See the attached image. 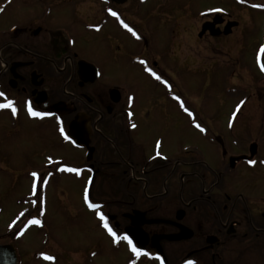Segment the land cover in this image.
Listing matches in <instances>:
<instances>
[{
  "label": "flooded vegetation",
  "instance_id": "af4514ba",
  "mask_svg": "<svg viewBox=\"0 0 264 264\" xmlns=\"http://www.w3.org/2000/svg\"><path fill=\"white\" fill-rule=\"evenodd\" d=\"M219 1H215L219 7L195 8V0H187V3L185 0H128L124 5L113 0H19L18 7L27 6L28 2L32 4L28 6L32 14L8 35L7 32L0 33V38L17 33L15 41L0 43V92L15 102L17 111L13 115L10 110L3 109L0 116L8 118L10 126L17 129L27 122L32 135L52 128L50 141L56 143V139H59V142H43L42 150L67 151L71 146L84 153L87 162L88 150L76 146L68 138L71 123L80 117L81 127L89 132L90 147L95 149V154L91 164L85 163L75 173L81 176L79 179L83 172H89L91 176L96 173L97 176L101 172L100 166L106 164L119 166L126 163L127 168H132L133 153H137L135 107L138 98L134 99L133 92L129 96L123 87L110 85L103 65L93 62L96 61L94 57L99 56L97 41L105 38L100 35L107 29L114 28L118 32L115 33L117 37L113 35L111 38L116 46L107 58L108 62L111 60L115 66L124 64L128 59L138 85L151 87V94L154 91L155 97L160 92L162 96L171 98L172 109L167 115H176L178 127L184 124L200 137L199 141L186 145L183 126V131L178 133L179 141L175 142V157L161 152V139L155 141L154 146L158 148L151 159L146 160L144 152L139 158L136 154L139 167L142 166V158L145 161L141 169L145 179L137 180L146 182L151 195L142 196L137 207L138 198L132 197L130 209L128 207L125 212L114 215L117 216L115 222L108 220L110 214L104 210L105 203L93 199V189L81 195L101 205L99 212L122 236L126 235L125 229L132 226L131 215L135 211L144 213L147 220L170 222L144 225L143 230L150 240L157 235L175 236L182 233V236H190V239L178 242H161L168 264H188L189 261L193 264H264V193L256 190L258 185L264 186V120L258 140L244 141L237 132L238 123L244 115L249 117L247 113L251 111V101L256 98L264 100V71L259 66L262 45L258 46L253 56L247 58V54L252 52V49L248 51V42L253 41L250 37L252 33L250 29L242 30V23L233 16L231 7ZM169 2L180 5L179 10L173 12L172 9L170 14H165ZM237 3L241 5L239 0ZM124 8L130 9V14ZM67 10L71 12L70 20L65 17L66 23L57 24L55 17L65 16ZM249 10L255 12L251 7ZM111 12L117 13V16L114 17ZM135 14H140V21H137ZM158 22L165 29L163 39L156 32ZM231 23L236 25L226 34ZM233 37L235 46L232 45ZM159 40L165 45L160 51L156 49ZM202 42L207 43L205 50L201 49ZM135 43L138 47L131 51ZM228 45L234 48L235 57L234 61L228 63L213 60L204 64L200 61V54L196 55L201 50L215 55L216 52H223L222 49ZM237 53H240V57ZM255 54L256 60L250 63ZM121 58L123 62H119ZM81 62L89 66L85 65L82 70ZM201 72L208 73L213 79L214 90L224 87L222 92L227 95L230 86H236L233 84L238 82L237 86H243L244 94L240 96V110L228 116L213 117V126H200L204 131L196 125L199 124V114L206 110L190 105L186 109L173 98V95L183 96L185 81L195 78L200 81ZM151 73L160 79L157 80ZM222 75L226 78L218 80L217 77ZM114 90L119 92L118 102L112 99ZM42 93L46 96V102L38 105L36 99ZM3 102L4 98L0 97V103ZM29 103L34 111L46 115L43 118L31 116ZM211 112L217 115L215 111ZM121 117L125 127L119 129L117 123ZM245 121H242L244 127L250 130V123ZM120 141H128L126 144L132 149L130 155L120 149ZM32 145V148L22 145L21 150L29 161L40 160V165L45 167L42 176L57 179L69 174L70 171L61 170L73 167L65 161L70 160L68 156H56L53 151L49 155L39 154L38 150L41 149L35 143ZM253 145L257 146V151L250 159ZM202 146L203 149L210 146V150H213L209 163L203 157ZM252 161H255L254 165L250 163ZM135 169L140 170L137 166ZM70 174L72 176V172ZM126 174L124 169L121 175ZM90 213L104 236L105 228L97 211ZM45 217L43 214L39 220L46 223ZM117 222L120 225L118 229L115 226ZM210 238L211 241L208 240ZM0 245H14L22 264L24 252L19 251L16 242H0ZM145 251L151 258H137L131 250L130 257L139 264H164L156 259L157 250L151 242Z\"/></svg>",
  "mask_w": 264,
  "mask_h": 264
},
{
  "label": "rangeland",
  "instance_id": "374dc122",
  "mask_svg": "<svg viewBox=\"0 0 264 264\" xmlns=\"http://www.w3.org/2000/svg\"><path fill=\"white\" fill-rule=\"evenodd\" d=\"M215 1L219 0H195V8L219 7V3ZM18 2L19 0H12L11 3L13 5L8 8L3 6V0H0V9H3L1 11L3 14L0 18V33L10 32L11 28L16 27L18 24L22 25L25 19L29 17V14H32L28 9V6L32 4L28 2L27 6L18 7ZM219 2L231 7L233 16L242 23V30L248 31L250 29L252 33L250 37L253 38V41L250 40L248 42V51L252 49V52L247 54V58H250L254 55L258 46L263 44L264 40V7H253V5L264 6V0H244L241 5H237V0L229 2L220 0ZM74 3L77 2L74 1ZM185 3H187V0H185ZM179 7L180 5H173L169 2L166 4V11L164 12L165 14H170L172 9L173 12H176ZM247 7L249 9L250 7L253 8L255 12L250 11ZM124 9L128 11L127 8ZM65 13V16L62 14L55 17L57 24L66 23V18L68 21L70 20L71 12L67 10ZM128 13L130 14V9ZM139 16L140 14H137L136 18L138 19ZM140 20L138 19L137 21ZM164 31V27L158 22L156 32L162 36ZM115 33L118 34L114 28H110L100 35V37L105 38L97 41L99 47L97 53L99 56L96 55L94 57L99 63L93 62L103 65L102 67L106 71L105 77L110 85L114 84L115 86L123 87L127 90V93L129 92V96L133 92L134 99L138 98V103L135 107L138 129L135 136L137 153L132 152L134 157H132L133 160L130 163L132 168L129 166L127 168L126 163L119 166L106 164L100 166L101 172L95 177L93 199L103 201L105 203V212L113 216L119 215L122 211L125 212L130 206L129 202L132 197L136 196L138 198L135 206L137 207L142 196L146 197L145 194L151 195L150 190L145 186L146 182H138L137 180L145 179L141 173L145 161L142 158V166L139 167L136 154L139 158L144 152L146 160L151 159L158 148L154 146L155 141L161 139L163 142L161 152L172 154L175 157V142L179 141L178 136L180 135L178 133L183 131L182 128L184 126V124H181L178 127L176 115H167L172 109L171 98L168 99L162 96L160 92L155 97L154 91L151 94V87L138 85L134 71L128 64V59L124 64L120 63L115 66L113 63L111 64V60L108 62L107 58H109L111 51L116 46L113 39H111ZM16 36L17 33L13 32L10 37L0 38V43L15 41ZM115 36L117 37V35ZM118 36L121 37V35ZM163 38V36L160 37V39ZM232 40V45L235 46L233 44L234 37ZM206 44L202 42L200 44L201 49L205 50ZM139 46L142 47V45ZM164 46L163 42L159 40V46L156 49L160 51ZM136 47L138 45L135 43L130 50L134 51ZM229 47L222 49L223 52H216L215 55L205 53L208 51L202 50L196 55L200 54V61L204 64H208V62L213 60L219 63H223V61L228 63L235 59L234 48ZM239 54L237 53V55ZM255 60L256 54L250 60V63ZM123 61L122 58L121 60L119 59V62ZM200 78V81L198 78L193 81H185L183 96L177 97V95H173V98L186 109L190 105L195 108L200 106V109L206 110V112L198 113V123L201 127L209 128L215 124L213 117L218 115L228 116L230 113L234 114L235 111L241 109V106L238 108V104L242 100L240 96H244V94L243 86H237L238 82L233 84L236 86H230L226 95L222 92L224 87H219L217 90L212 88L213 79L208 73L202 74L201 72ZM225 78V75L217 77L218 80ZM251 103L249 109L251 111L247 113L249 117L244 115L243 118L246 120L245 123L247 121L250 123L251 132L246 130V126L244 127L243 119L238 123L237 128L241 138L244 141L247 140V142L258 140L260 132L263 131L261 125L264 120L262 117L264 115V100H257L256 98ZM222 104L223 107H221ZM210 109L215 111L217 115H213ZM252 113H255V115L252 116ZM123 121L124 119L121 117L117 123L119 129L125 127ZM28 125L30 124L24 122V127L17 129L16 126H10L8 118L0 116V242L3 244H11L12 241L16 242L19 251L24 252L22 264H129L131 261L129 247L123 242L116 245L106 235L103 236L99 228L96 227L93 220L94 215L90 213L89 208L83 203V196L81 195H85V191L90 188L91 176L89 172H83L82 178L79 179L81 176L75 173L81 166H85V163L88 164L84 159V153L79 152L77 149H72L71 146L67 148V151L52 150L56 156H68L70 160L65 161L71 163L72 169L77 171L72 172V176L71 172H69L67 176L57 179H49L46 175L42 176L41 172L45 171L44 165H40V160L29 161L26 159L23 156L25 154L21 147L24 145L32 148V143H35L41 149L38 150L39 154L42 152L49 155L52 151L50 152L49 149L42 150V145L43 142L55 143L50 141L52 128L49 131L44 130L32 135V131L29 132ZM121 134H123V139L126 138L124 132ZM184 137V142L188 146L200 140V137L192 133V130H189L186 126H184ZM57 142H59V139H56ZM122 142L120 141L118 144L120 149L124 153L127 152L128 154L129 152L130 155L132 149L126 144L128 141L126 143ZM51 146L54 147V145ZM207 147L208 149H203L204 147L202 146L201 150L205 153L203 157L209 163L213 158V150H210V146ZM135 166L140 170H136ZM124 169L127 171L126 176L121 175ZM33 173H37L40 180L46 181V183H39L37 178L32 175ZM34 185L37 186L35 191ZM256 190H261V193H264V186L258 185ZM43 214L46 216V223L40 221L41 225L29 224L32 218L36 217L39 219ZM115 217L117 220V216ZM37 253L47 254V256L53 257V260L56 261L54 263H45L39 259V256H34ZM132 264H135L133 259Z\"/></svg>",
  "mask_w": 264,
  "mask_h": 264
},
{
  "label": "water",
  "instance_id": "95a60500",
  "mask_svg": "<svg viewBox=\"0 0 264 264\" xmlns=\"http://www.w3.org/2000/svg\"><path fill=\"white\" fill-rule=\"evenodd\" d=\"M117 2L118 4H124L128 0H113ZM236 23H231L227 27L226 34H228L233 26H235ZM39 31H37L38 33ZM262 62H264V55ZM89 64L85 62H81L80 68L83 70L84 66ZM41 84V83H40ZM119 92L113 91L112 92V99L114 102L119 101ZM46 102V96L44 93L40 94L39 97L36 99V104L41 105ZM80 123V117H76L75 120L71 123L70 129H69V137L70 139L74 140L78 146L86 147L88 149L89 155H88V162L93 161V156L95 153V149L90 147V135L88 131H84V129L81 127ZM257 146L253 145L250 149L251 156L249 157L254 158L256 155ZM242 158H240L241 160ZM132 226L126 228L125 232L128 236H130L134 243L139 247L142 251L146 249V246L150 242L149 236L144 232L143 226L148 224H169V221H163V220H147L144 213L135 211L132 215ZM144 218V219H143ZM110 219L112 221L116 220L115 216H110ZM117 228L119 225L116 226ZM190 236H182V233L180 235H172V236H154L151 239L152 246L158 250L159 257L163 259L165 263H168L166 257L164 256L162 247L160 243L163 240H167L169 242H178L183 239H190ZM211 239V238H210ZM209 240V239H208ZM0 264H19V259L17 256V252L13 246H0Z\"/></svg>",
  "mask_w": 264,
  "mask_h": 264
},
{
  "label": "snow or ice",
  "instance_id": "6c2138e0",
  "mask_svg": "<svg viewBox=\"0 0 264 264\" xmlns=\"http://www.w3.org/2000/svg\"><path fill=\"white\" fill-rule=\"evenodd\" d=\"M10 2V0H9ZM241 3L244 2V0H240ZM253 7H264L262 5H253ZM3 9H0V11H2ZM111 15H113L114 17L117 16V13L115 12H111ZM118 18V17H117ZM124 27L125 28H128V25L127 24H124ZM129 31H132L131 28H128ZM135 35V33H133ZM261 54L264 55V48L261 49ZM141 63H144V61H141ZM260 69L261 71H264V62L260 63ZM149 71L151 72V70L149 69ZM153 76H155V78L157 80L160 79L159 76H156L155 73H151ZM0 97L4 98V101L3 103H0V110H3V109H8L12 112L13 115L16 114V107H15V102L12 101V100H9L5 94L3 92H0ZM28 111H29V114L33 117H39V118H43L46 114L45 113H40V112H37V111H34L31 107V104L29 103L28 105ZM191 115V113H189ZM133 128L136 127L135 124L132 125ZM197 128H200L201 131H204L203 128L200 127L199 124L196 125ZM61 132L63 133V129L61 128ZM65 139H67V136H65ZM252 163L253 165L255 164V161H252L250 162ZM62 171L64 170H67V171H70V172H76L77 170L76 169H61ZM34 177L37 178V180L39 181V183H46V181H43V180H40V178L38 177V174L37 173H33L32 174ZM36 185H34V191L36 189ZM87 199V197H86ZM35 203V202H34ZM89 208L93 209L94 211H97V215L99 217V219L103 222V227L107 230V232L109 233L110 236H112L113 240L117 243H119L121 240L125 241L127 243V245L129 246L131 252L135 255V257L137 258H140V257H150V254L147 252V251H142L139 247H137V245L134 243L133 239L128 236V235H123V236H118L117 235V232L113 230L112 227L109 226V223H108V220L107 218L105 217V215L102 213V212H99V209L101 207V205H98V204H92V203H89ZM23 216V214H21ZM29 224L30 225H41V222L39 219H32L29 221ZM44 259L45 260H53V257H50V256H44ZM156 259H159V257H156ZM188 264H193L192 261H189Z\"/></svg>",
  "mask_w": 264,
  "mask_h": 264
}]
</instances>
